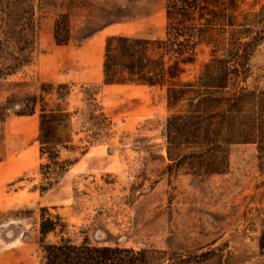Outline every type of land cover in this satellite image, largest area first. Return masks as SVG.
<instances>
[{
	"label": "rangeland",
	"instance_id": "rangeland-1",
	"mask_svg": "<svg viewBox=\"0 0 264 264\" xmlns=\"http://www.w3.org/2000/svg\"><path fill=\"white\" fill-rule=\"evenodd\" d=\"M196 1L184 20L197 30L194 61L172 84L251 41L237 84L257 96L243 100V122L250 106L257 116L264 0ZM166 3L0 0V264H41L43 246L60 239L197 256L190 264H264V150L231 144L215 172L178 165L166 154L165 87L104 82L105 39H162ZM47 220L54 230L43 237Z\"/></svg>",
	"mask_w": 264,
	"mask_h": 264
},
{
	"label": "trees",
	"instance_id": "trees-1",
	"mask_svg": "<svg viewBox=\"0 0 264 264\" xmlns=\"http://www.w3.org/2000/svg\"><path fill=\"white\" fill-rule=\"evenodd\" d=\"M196 2L167 0L169 22L162 39L108 36L102 72L106 84L165 87L166 106L172 111L165 121L168 160H176L178 165H199L215 172L226 164L225 148L231 144L254 143L259 153L264 150V110L254 116L250 102L249 114L244 122L241 118L243 100L248 97L253 101L257 97L254 90H245L237 84L251 41L232 43L227 55L206 63L196 80L178 86L172 84L183 72L182 66L194 61L197 30L185 25L184 20L196 7ZM65 36L66 31L59 27L56 38L63 40ZM241 45L247 50L243 55L239 54ZM54 118V115L43 116L41 127ZM39 139L49 142V129L41 130ZM184 151L187 154H182ZM53 230L51 221L40 222L39 232L43 237ZM258 248L264 251V230L260 233ZM195 257L182 252L134 250L117 245H92L85 241L74 244L68 239H60L43 246L41 264H190Z\"/></svg>",
	"mask_w": 264,
	"mask_h": 264
},
{
	"label": "bare ground",
	"instance_id": "bare-ground-1",
	"mask_svg": "<svg viewBox=\"0 0 264 264\" xmlns=\"http://www.w3.org/2000/svg\"><path fill=\"white\" fill-rule=\"evenodd\" d=\"M108 31H109V30H108ZM108 31H107V32H108ZM110 31H111V30H110ZM107 32L105 31V32H103V34H105V33H107Z\"/></svg>",
	"mask_w": 264,
	"mask_h": 264
}]
</instances>
